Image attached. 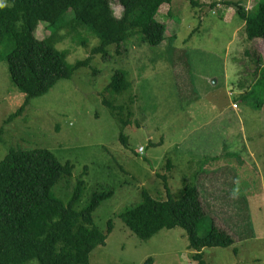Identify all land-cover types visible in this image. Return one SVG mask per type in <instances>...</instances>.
<instances>
[{"label": "rangeland", "instance_id": "obj_1", "mask_svg": "<svg viewBox=\"0 0 264 264\" xmlns=\"http://www.w3.org/2000/svg\"><path fill=\"white\" fill-rule=\"evenodd\" d=\"M194 1L197 7L187 0L160 7L156 19L166 26L162 44L148 46L137 35L120 49L111 47L106 60L95 56L89 67L59 81L6 124L24 96L11 83L5 60L0 61V161L11 148H42L62 164L70 162L72 177L53 193L69 203L82 177L79 209L94 192L114 191L94 213L108 238L92 252L90 264H145L149 258L150 264H198L184 229L160 230L143 241L120 217L140 203L143 188L154 199H167L163 176L175 198L185 183L198 186L208 215L199 235L209 231L213 219L233 238L231 247L203 249L207 264H264V67L255 61L261 55L264 65V41L246 42L235 8L226 5L239 1L250 11L264 0ZM111 6L121 18L119 3ZM67 21L56 34L40 24L36 38H50L73 65L90 56L99 41L73 21V13ZM7 53L5 43L0 55ZM175 69L190 88L183 89ZM116 71L131 83L121 94L106 91ZM104 99L124 107L128 126L122 127Z\"/></svg>", "mask_w": 264, "mask_h": 264}, {"label": "trees", "instance_id": "obj_2", "mask_svg": "<svg viewBox=\"0 0 264 264\" xmlns=\"http://www.w3.org/2000/svg\"><path fill=\"white\" fill-rule=\"evenodd\" d=\"M113 1L123 8L121 18L113 12ZM187 1L197 7L194 0ZM171 2L4 0L5 7L0 8V46L7 43L8 53L4 57L0 55V61L5 60L10 81L24 96V102L3 123L15 119L32 100L48 94L59 81L71 79L76 71L89 67L95 56L101 55L106 60L111 47L120 49L137 35L140 42L148 46L165 42L166 26L156 17L160 7ZM226 5L235 8L236 15L244 22L246 42L264 41L263 1L250 11L245 10L239 1ZM69 13H73L77 25L88 28L99 41L90 56L73 65L65 61L64 53L50 38H36L40 24L46 25L52 34L62 30L68 25ZM245 54L248 56L247 52ZM255 61L259 68L264 67L261 55ZM130 87L125 73L116 71L106 91L121 94ZM103 103L117 116L123 128L128 126L130 121L123 116L124 107H117L105 99ZM4 124L0 126V141ZM120 140L127 145L123 132ZM73 169L70 162L62 164L47 149H9L0 161V264H90L92 252L106 245L108 235L97 227L94 213L103 202L113 197L114 191L94 192L86 205L79 209L85 190V181L81 177L74 186L69 203H65L56 197L53 188L62 180L70 179ZM162 178L167 199H154L143 188L140 203L120 215L136 237L146 241L160 230L180 227L187 233L189 248L195 251L194 259L198 264H207L203 249H225L234 245L233 238L218 228L213 219L209 231L199 235L200 223L208 215L203 209L197 185L185 183L181 196L175 198L166 176ZM112 230L113 223L109 221L108 233ZM233 252L236 253V249ZM150 262L151 258L145 264Z\"/></svg>", "mask_w": 264, "mask_h": 264}, {"label": "crops", "instance_id": "obj_3", "mask_svg": "<svg viewBox=\"0 0 264 264\" xmlns=\"http://www.w3.org/2000/svg\"><path fill=\"white\" fill-rule=\"evenodd\" d=\"M229 9H230V7H229ZM232 10V9H231ZM229 16H231V15H229ZM242 22V25H241V28H243L244 29V22L243 21H241ZM243 32H244V30H243ZM261 41L262 40H255L253 43H261ZM177 72L180 70V69H175ZM179 74H180V76H181V79H180V82L182 83V85H183V89H185V87H189L190 88V84L188 83V79L187 78H185L184 76H183V72H181L180 73V71H179Z\"/></svg>", "mask_w": 264, "mask_h": 264}, {"label": "clouds", "instance_id": "obj_4", "mask_svg": "<svg viewBox=\"0 0 264 264\" xmlns=\"http://www.w3.org/2000/svg\"><path fill=\"white\" fill-rule=\"evenodd\" d=\"M3 7H5L4 0H0V8H3Z\"/></svg>", "mask_w": 264, "mask_h": 264}, {"label": "built area", "instance_id": "obj_5", "mask_svg": "<svg viewBox=\"0 0 264 264\" xmlns=\"http://www.w3.org/2000/svg\"><path fill=\"white\" fill-rule=\"evenodd\" d=\"M233 106H235V105H233ZM139 152H140V153L142 152V148L139 149Z\"/></svg>", "mask_w": 264, "mask_h": 264}]
</instances>
